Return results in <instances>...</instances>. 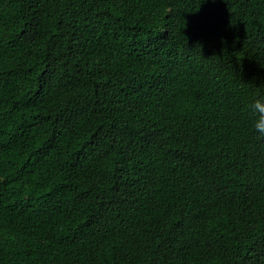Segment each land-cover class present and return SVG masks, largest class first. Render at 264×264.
Segmentation results:
<instances>
[{"label": "trees", "instance_id": "1", "mask_svg": "<svg viewBox=\"0 0 264 264\" xmlns=\"http://www.w3.org/2000/svg\"><path fill=\"white\" fill-rule=\"evenodd\" d=\"M264 0H0V264H264Z\"/></svg>", "mask_w": 264, "mask_h": 264}, {"label": "clouds", "instance_id": "2", "mask_svg": "<svg viewBox=\"0 0 264 264\" xmlns=\"http://www.w3.org/2000/svg\"><path fill=\"white\" fill-rule=\"evenodd\" d=\"M250 126L260 136H264V97L252 99L246 105Z\"/></svg>", "mask_w": 264, "mask_h": 264}]
</instances>
